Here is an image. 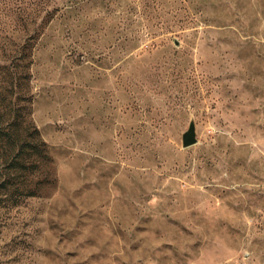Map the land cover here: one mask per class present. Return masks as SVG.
<instances>
[{
    "label": "rangeland",
    "instance_id": "obj_1",
    "mask_svg": "<svg viewBox=\"0 0 264 264\" xmlns=\"http://www.w3.org/2000/svg\"><path fill=\"white\" fill-rule=\"evenodd\" d=\"M49 4L27 86L53 182L0 203V264H264V0Z\"/></svg>",
    "mask_w": 264,
    "mask_h": 264
},
{
    "label": "trees",
    "instance_id": "obj_2",
    "mask_svg": "<svg viewBox=\"0 0 264 264\" xmlns=\"http://www.w3.org/2000/svg\"><path fill=\"white\" fill-rule=\"evenodd\" d=\"M49 1L0 0V203L39 196L53 182L51 156L31 119L27 86L39 30L59 10Z\"/></svg>",
    "mask_w": 264,
    "mask_h": 264
},
{
    "label": "water",
    "instance_id": "obj_3",
    "mask_svg": "<svg viewBox=\"0 0 264 264\" xmlns=\"http://www.w3.org/2000/svg\"><path fill=\"white\" fill-rule=\"evenodd\" d=\"M188 125L187 129L181 134V147L184 149L196 144L198 141L194 120L191 119Z\"/></svg>",
    "mask_w": 264,
    "mask_h": 264
}]
</instances>
